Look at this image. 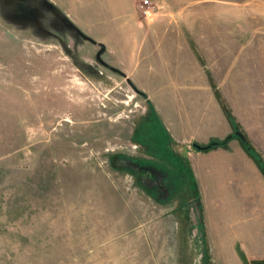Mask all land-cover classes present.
Here are the masks:
<instances>
[{"label":"rangeland","instance_id":"1","mask_svg":"<svg viewBox=\"0 0 264 264\" xmlns=\"http://www.w3.org/2000/svg\"><path fill=\"white\" fill-rule=\"evenodd\" d=\"M150 1L0 0V264H264V0Z\"/></svg>","mask_w":264,"mask_h":264},{"label":"built area","instance_id":"2","mask_svg":"<svg viewBox=\"0 0 264 264\" xmlns=\"http://www.w3.org/2000/svg\"><path fill=\"white\" fill-rule=\"evenodd\" d=\"M144 2H145V3L143 4L144 7H145V5H147V6H148V5H149V6L151 5V1H150V0H144ZM145 12H146V13H149V12H150V9L146 8V9H145Z\"/></svg>","mask_w":264,"mask_h":264},{"label":"trees","instance_id":"3","mask_svg":"<svg viewBox=\"0 0 264 264\" xmlns=\"http://www.w3.org/2000/svg\"><path fill=\"white\" fill-rule=\"evenodd\" d=\"M213 144H216V143H213ZM200 148L205 149V147H202V146Z\"/></svg>","mask_w":264,"mask_h":264}]
</instances>
